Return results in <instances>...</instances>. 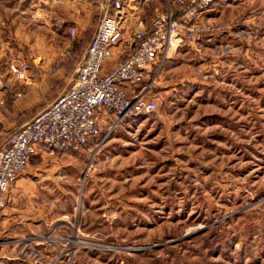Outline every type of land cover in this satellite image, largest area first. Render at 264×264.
<instances>
[{
    "label": "rangeland",
    "instance_id": "obj_1",
    "mask_svg": "<svg viewBox=\"0 0 264 264\" xmlns=\"http://www.w3.org/2000/svg\"><path fill=\"white\" fill-rule=\"evenodd\" d=\"M19 1L0 0V43L2 19L45 8ZM210 22L165 63L155 112H101L80 151L33 157L14 207L36 240L14 264H264V0Z\"/></svg>",
    "mask_w": 264,
    "mask_h": 264
},
{
    "label": "built area",
    "instance_id": "obj_2",
    "mask_svg": "<svg viewBox=\"0 0 264 264\" xmlns=\"http://www.w3.org/2000/svg\"><path fill=\"white\" fill-rule=\"evenodd\" d=\"M164 11H156L149 25L128 18L126 0H105L102 16L85 56L65 92L31 121L12 132L0 150V213L9 204V192L37 155L56 158L83 149L99 132L101 112L118 118L151 114L156 103L149 94L165 63L179 49L214 30L210 22L217 5L239 0H165ZM184 10L176 15L174 5ZM131 27V47L113 69L103 74V65ZM69 37L75 31L68 29ZM25 61H11L7 73L0 72V90L11 88V79L26 82ZM126 87H129L128 90ZM5 102L0 98V105Z\"/></svg>",
    "mask_w": 264,
    "mask_h": 264
},
{
    "label": "crops",
    "instance_id": "obj_3",
    "mask_svg": "<svg viewBox=\"0 0 264 264\" xmlns=\"http://www.w3.org/2000/svg\"><path fill=\"white\" fill-rule=\"evenodd\" d=\"M104 1L30 0V7H37V5L41 7L42 4L45 7L44 10L37 9L31 17L32 20L22 21L20 15L22 11L16 13L15 18L2 19L4 41L0 43V72L7 73V65L14 60L12 55L14 53L16 57L21 58L24 54L28 55L26 58L29 71L26 82L18 83L11 79V88L0 90V98L5 102V107L0 106V150L4 147L10 133L49 103V94L55 85L63 83L67 86L70 83L74 77L73 72L69 73L64 64L60 66L64 58L71 55V49L74 46V40L67 36V31L73 28L76 38H80L87 29L93 32L96 25H92V22L100 20L102 16L100 8ZM19 2H21L20 6H24L22 0ZM126 2L129 8L128 18L135 16L146 25H149L154 16L153 13L164 11L166 8L165 0H126ZM17 7L19 8V3L16 4V10ZM4 15L6 16V13ZM37 20L38 23H36ZM131 42V27L127 25L123 40L115 47L113 57L103 65V74L109 73L127 54ZM57 52L60 54L55 59ZM126 88L130 90L129 87ZM34 161L35 158H32L29 165ZM29 165L12 186L9 192V204L0 213V264L18 262L19 254L7 252L10 246L18 248L24 242L30 244L36 240L33 227L26 230L19 226L18 220L22 213L14 207L17 198L23 195L24 188L28 186V180L32 176Z\"/></svg>",
    "mask_w": 264,
    "mask_h": 264
},
{
    "label": "trees",
    "instance_id": "obj_4",
    "mask_svg": "<svg viewBox=\"0 0 264 264\" xmlns=\"http://www.w3.org/2000/svg\"><path fill=\"white\" fill-rule=\"evenodd\" d=\"M173 10L175 11L176 15H179L183 12L184 6L176 4V5H174ZM99 21L97 22V21L93 20L92 25L93 24L96 25L95 30L93 32L91 31V29H87L80 38L75 39L74 47H73V50L71 51V55L66 56L64 58L63 62L60 63V66H62L63 64L66 66V68L69 70V73L73 72V74L75 75L78 64L80 63L81 59L85 56L86 50H87L93 36L96 33L97 27L99 25ZM90 33H91V35H90ZM28 67H29V63H28ZM65 87L66 86H64L63 83L55 85L49 94V96H50L48 99L49 103L44 108H42L41 111H39L35 115H33L27 122L31 121L35 116H37L39 113H41L43 110H45L49 105L54 103L65 92V90H66ZM3 107H5V104L3 105ZM27 114H29V113H27ZM23 125H21V126H23ZM21 126H19L18 128H20ZM9 135L7 136V139L9 137ZM6 145H7V140H6L4 147Z\"/></svg>",
    "mask_w": 264,
    "mask_h": 264
}]
</instances>
